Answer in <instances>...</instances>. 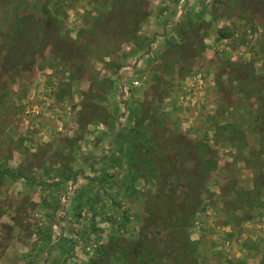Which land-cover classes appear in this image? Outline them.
Masks as SVG:
<instances>
[{
	"label": "rangeland",
	"instance_id": "obj_1",
	"mask_svg": "<svg viewBox=\"0 0 264 264\" xmlns=\"http://www.w3.org/2000/svg\"><path fill=\"white\" fill-rule=\"evenodd\" d=\"M251 262L264 0H0V264Z\"/></svg>",
	"mask_w": 264,
	"mask_h": 264
},
{
	"label": "crops",
	"instance_id": "obj_2",
	"mask_svg": "<svg viewBox=\"0 0 264 264\" xmlns=\"http://www.w3.org/2000/svg\"><path fill=\"white\" fill-rule=\"evenodd\" d=\"M250 225V224H249ZM240 227V228H239ZM238 228L241 230L246 229V226L241 224ZM242 227V228H241ZM244 227V228H243ZM237 227L234 229H227L228 231L226 232L225 236H221V240L219 241V247L220 248H225L226 250L222 251V253H228V252H235V259L240 258V255L242 253L240 252L241 249H237L238 245L243 242V240L248 239V237L256 238L259 236L260 238V233L257 234L256 231H253L252 229H247L245 232L242 233V231L238 232ZM260 230V229H259ZM223 237V238H222ZM235 237V238H234ZM219 238V239H220ZM258 238V239H259ZM228 239V240H227ZM243 257V255L241 256ZM251 264H258V263H252Z\"/></svg>",
	"mask_w": 264,
	"mask_h": 264
},
{
	"label": "trees",
	"instance_id": "obj_3",
	"mask_svg": "<svg viewBox=\"0 0 264 264\" xmlns=\"http://www.w3.org/2000/svg\"><path fill=\"white\" fill-rule=\"evenodd\" d=\"M73 179V178H72ZM74 181V180H73Z\"/></svg>",
	"mask_w": 264,
	"mask_h": 264
}]
</instances>
